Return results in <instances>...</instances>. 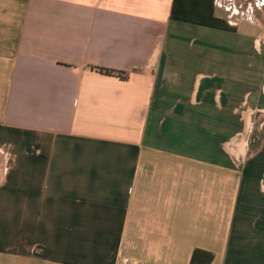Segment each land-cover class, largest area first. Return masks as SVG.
Segmentation results:
<instances>
[{"label":"crops","instance_id":"obj_1","mask_svg":"<svg viewBox=\"0 0 264 264\" xmlns=\"http://www.w3.org/2000/svg\"><path fill=\"white\" fill-rule=\"evenodd\" d=\"M240 11L0 0V264H264V33Z\"/></svg>","mask_w":264,"mask_h":264},{"label":"rangeland","instance_id":"obj_2","mask_svg":"<svg viewBox=\"0 0 264 264\" xmlns=\"http://www.w3.org/2000/svg\"><path fill=\"white\" fill-rule=\"evenodd\" d=\"M220 7L222 9L228 8L229 12H232L233 9H239L241 10L237 14L239 16H252L253 20L256 23L261 24V29L264 33V22H261V18L264 17V1L259 2L258 0H220Z\"/></svg>","mask_w":264,"mask_h":264},{"label":"trees","instance_id":"obj_3","mask_svg":"<svg viewBox=\"0 0 264 264\" xmlns=\"http://www.w3.org/2000/svg\"><path fill=\"white\" fill-rule=\"evenodd\" d=\"M100 72H104L106 74H116L120 77H122V73L121 72H118V71H114V70H110V69H104V68H97ZM259 142V135H257L255 132H252L250 134V137H249V145L251 146L252 144H258ZM201 253H205L208 255L209 259L211 258V255L209 253H206V251H202V250H195L192 254V257H191V263L192 264H195V260L198 258V256L201 254ZM208 262H210V260H207L205 261L204 263H197V264H209Z\"/></svg>","mask_w":264,"mask_h":264},{"label":"flooded vegetation","instance_id":"obj_4","mask_svg":"<svg viewBox=\"0 0 264 264\" xmlns=\"http://www.w3.org/2000/svg\"><path fill=\"white\" fill-rule=\"evenodd\" d=\"M259 2H263V0H258Z\"/></svg>","mask_w":264,"mask_h":264}]
</instances>
